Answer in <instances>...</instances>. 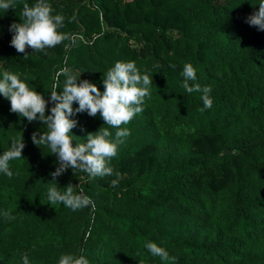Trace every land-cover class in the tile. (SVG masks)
<instances>
[{
  "label": "trees",
  "instance_id": "obj_1",
  "mask_svg": "<svg viewBox=\"0 0 264 264\" xmlns=\"http://www.w3.org/2000/svg\"><path fill=\"white\" fill-rule=\"evenodd\" d=\"M36 2L0 9V78L18 74L48 101L46 115L65 67L101 92L117 61L135 62L153 82L142 111L121 126L130 131L122 142L99 113L71 117L73 146L101 127L117 143L112 174L95 178L71 168L53 178L56 154L32 141L46 125L11 112L0 95V154L14 139L25 144L10 161L13 177L0 173V264H23L21 253L29 264H58L61 254L89 264H264V30L247 22L260 0H46L69 39L46 54L19 53L10 26ZM185 63L196 71L190 86H211V108L181 87ZM53 183L91 204H49ZM149 241L169 259L153 256Z\"/></svg>",
  "mask_w": 264,
  "mask_h": 264
},
{
  "label": "clouds",
  "instance_id": "obj_2",
  "mask_svg": "<svg viewBox=\"0 0 264 264\" xmlns=\"http://www.w3.org/2000/svg\"><path fill=\"white\" fill-rule=\"evenodd\" d=\"M14 6V0H0V9L8 11ZM247 22L259 30H264V0H260L258 11L251 14ZM63 26V15L53 16L52 8L46 0H37L32 6L24 3L20 22H14L10 26V31L14 33L11 46L19 53H24L26 47L37 52H45L47 48L55 47L69 39L67 34L58 31ZM61 74L65 77L62 91H58L55 85L50 91V100L54 104L50 109V115H46L48 101L34 87L30 88L21 80L18 74L3 72L0 78V95L10 101L11 112L27 118L29 122L39 119L43 125H46V131L32 134V141L38 147L46 146L50 154H56L59 166L51 174L53 178L69 168L87 173L90 178L111 175L113 169L109 166V161L117 154V143L109 139L112 135L109 129L101 127L94 133H88L85 138L86 143L73 146V139L69 133L77 125V121L71 117L84 111L93 117L99 113L105 124L117 129L116 140L122 142L121 138L128 136L130 131L121 126L128 124L142 111L145 98L150 96L149 86L153 82L152 78L148 74L142 75L133 61H117L104 74V91L101 92L88 80L78 83L81 74L77 76L67 67L61 69L57 75ZM181 75L183 77L181 87L189 94L202 93L204 108H211L213 103L210 97L211 86L201 88L198 83L191 86L189 84V81L196 80V71L191 63L183 65ZM74 102L78 103L75 109ZM24 147L23 138L11 142L8 150L0 154V173L9 179L13 177L10 161L21 158ZM116 183L112 181L113 186ZM63 189V191L59 190L56 183L49 184L47 188L49 204L62 203L73 211L91 204L90 198L77 192L71 184ZM3 215L10 218L7 211ZM145 247L162 261L169 259L167 251L155 242H146ZM21 258L23 264H29L26 253H21ZM58 264H89V261L83 255L61 254Z\"/></svg>",
  "mask_w": 264,
  "mask_h": 264
},
{
  "label": "water",
  "instance_id": "obj_3",
  "mask_svg": "<svg viewBox=\"0 0 264 264\" xmlns=\"http://www.w3.org/2000/svg\"><path fill=\"white\" fill-rule=\"evenodd\" d=\"M226 152H229V150H226Z\"/></svg>",
  "mask_w": 264,
  "mask_h": 264
}]
</instances>
